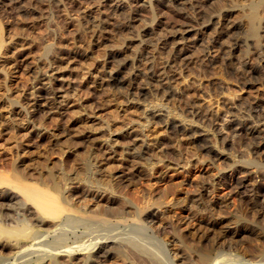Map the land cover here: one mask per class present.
Here are the masks:
<instances>
[{"label": "bare ground", "instance_id": "bare-ground-1", "mask_svg": "<svg viewBox=\"0 0 264 264\" xmlns=\"http://www.w3.org/2000/svg\"><path fill=\"white\" fill-rule=\"evenodd\" d=\"M86 1L0 0L1 5L14 4L10 6L16 14L29 17L39 8L38 4H52L58 9L68 3L70 10L79 12L77 22L85 18L88 29L97 39V42L92 40L86 44L44 42L41 44L43 56L33 57L27 63L21 56L25 39L8 36L0 21V86L3 88L0 107H7L0 115V124L2 126L8 120L16 121L17 125L24 122L19 125L22 126V137L29 130L36 131L39 136V131L46 128L44 118L50 112L61 111L63 96H75L80 88L66 83L67 87L62 89V85L52 84L53 73L69 67L79 69L68 73L72 78H77L85 69L91 75V81L87 80L93 88L106 87L109 94L114 93L111 95L115 99L123 98L124 108H113V112L116 111L112 118L117 120L122 114L126 117L135 109L139 114L127 116L125 120L121 118L123 122H117L119 125L114 128L108 115L110 119L105 116L98 130L94 124L95 132L85 133L80 129L70 135L67 133V139L72 141L70 146L73 143L75 149L82 148L81 152L85 148L83 154L80 152L83 156L79 155L81 162L73 161L68 165L64 148H61L57 163L50 160L51 164L39 165L34 173L26 167L20 169L18 163L22 160L18 158L5 163L6 156L2 154L5 161L0 157V264H175L172 257H179L181 251H186L194 264H218L215 256H211L212 241L208 242L210 245L206 244L208 240L199 242L211 233L224 238L228 235L238 241L240 253L236 252V256L241 261L238 264H264V1L98 0L100 4L94 5L95 10L83 6L82 2ZM231 13H234L232 18ZM212 25L214 37L211 43L202 42L200 35ZM137 38L141 41L140 48H132L135 51L128 53L130 41ZM197 40L201 41L198 62L202 64L203 61L210 64L219 54L217 51L223 52L227 68L224 66V69L234 79L216 77L214 82L217 88L229 90L224 96L230 104L227 107L214 103L217 98L213 101L210 94L208 97L201 93L199 86L194 85V77L193 80L185 78L184 71L191 63L190 55L195 52L188 54L187 42ZM92 51L96 55L92 56ZM97 55L102 56L101 60H95ZM20 68L27 73L28 82L21 88H11L10 75ZM59 89L63 90L61 95ZM169 97L174 98L175 105L174 100L169 102ZM11 105L15 106L10 108ZM69 125L64 127L62 124L61 128H64L60 131L66 133ZM241 132L249 137V149L241 154L227 153L224 144L230 139L228 144L232 145L233 137ZM182 138L187 139L188 148L182 147ZM118 143L121 144L119 160L141 162L147 175L158 169L159 177L173 166L186 167L204 159H210L211 163L220 158L228 159L231 173L229 176L222 174L221 178L230 187L229 192L238 195L240 212L233 210L229 218L222 214L220 204L216 208L214 201L208 202L201 195L200 203L206 200L199 208L203 217L192 220V215H187L188 227L186 233L182 232L173 224L175 219H172L169 207L184 210L200 204L198 200L180 184L176 188L178 192L168 199H163L168 195L163 194L159 200L151 196L135 202V198L125 195L122 177L115 183L116 172L110 171L108 164L112 160L108 159L113 157L111 154L120 148H115ZM79 183L85 184V191L80 190ZM93 190L105 194L99 197ZM243 191L246 194L243 195ZM221 199L220 203L227 204L226 194L221 195ZM156 204L168 208L163 209L157 228L152 229L156 213L150 206ZM246 216L257 220L259 225L249 227ZM170 228L177 234L176 243L165 234ZM147 229L150 233L145 234ZM111 249L117 256L113 263L106 261ZM219 251L215 255L221 263Z\"/></svg>", "mask_w": 264, "mask_h": 264}, {"label": "rangeland", "instance_id": "rangeland-1", "mask_svg": "<svg viewBox=\"0 0 264 264\" xmlns=\"http://www.w3.org/2000/svg\"><path fill=\"white\" fill-rule=\"evenodd\" d=\"M233 1L237 2L238 0H233ZM242 1L243 0H239L238 3L242 2ZM82 4H83V6L85 4V5H87V7H90L92 10H95V6L97 4L99 5L100 2L98 0H89V1L87 0L86 2H82ZM10 5H14V4H9V5H6V4L5 5H3V4L1 5L0 4V21L5 26V30L7 31V32L5 31V33H7L8 36L13 35V36H16V37H20L22 40L25 39L24 44H26V46L22 47L23 49H21V53H22L21 56H22V58L24 57L23 59H25L24 61L27 62V63L31 62V60H33L34 58L38 57L39 55L43 56L44 52L43 53L41 52V46L44 44V42H47V41L56 42L57 44H61V43L62 44L65 43L66 44V43H69V42H82L83 44H86L88 41L92 42V40H93V42H97L96 41L97 39L95 38V36L92 35L91 31L88 29V24L86 23V19L85 18L83 19V17H82L80 19L81 22L78 23L77 22L78 21L77 17H79V16H76V15H78L79 12H77V11L74 12V9L70 10L68 8V3H66L65 6H61L62 8L60 7L58 9L55 8V6L52 5V4H50V5L47 4L46 6L43 5V4H41V5L38 4L39 5V6L37 5L39 7L38 9L39 10L41 9V10L39 11L38 9L37 10L34 9V11L31 13L33 16L31 15L30 17L27 16V15H20L19 13L16 14V12H14L13 8H11L13 6H10ZM37 6L36 5L35 6L32 5V7H34V8H36ZM225 6H228V4H226ZM10 9H12V10H10ZM43 9H45V10H43ZM62 9L65 10V12ZM66 10H67V12H66ZM68 13L69 14L71 13L72 15L71 14L69 15ZM233 15H234V13H231L230 17L232 18ZM75 16H76V18H74ZM35 17H37V18H35ZM160 19H162V18H160ZM162 21H163V19H162ZM213 26L214 25H212V27H208L206 30H204L202 32V35H200V36H202V39H203L202 42L211 43V40L214 37V33H213V30H212ZM193 34H191L189 36L191 37ZM76 38H77V40H76ZM26 39H27L28 42L26 41ZM80 39H81V41H80ZM137 39H134V40L130 41L131 42L130 43V48H129L130 50H127L128 53L134 52L135 50H133V49L137 50L138 48H140V42L141 41H140V39H138V40ZM200 42L201 41H199V40L194 41L193 43L192 42H187V44L189 43L188 44V49H189L188 54H193L192 53L193 50L195 52H194V55H190L191 58L189 57L191 59V63L188 64V66L186 67V69L184 71V75L186 76L185 78H190V80H193L192 78L194 77V85L197 86V87L199 86V89H200L201 93H203L205 95L210 94V98L213 99V101H215L216 98H217V100L214 103H217V105H220V103H222L220 105V107L221 106L222 107L223 106L227 107L230 104L224 99L225 98L224 96L229 93V90H226L224 88L223 89L217 88V85L214 82V78H216V77H222L223 79L224 78L225 79L228 78V80L230 81V78L232 77L231 81H233L234 77H233V75H231V73L228 72V70L225 71V69H224L225 63H224V60H223L224 57L222 55L223 52H221V51H219V52L217 51V53H219V54L216 53L217 55H216V58L214 60L215 63H214V61H212L210 64L207 62L209 64V66L204 61H203V64H202L201 61L198 62V60H200L198 58V49L200 48L199 47L200 46ZM263 42H264V38H263ZM66 45H68V44H66ZM92 52L95 53V54L92 53V56L96 55V52H94V51H92ZM99 52L101 53V51H99ZM25 54H26V56H25ZM100 55H97V57L95 58L96 61L101 60L100 58H102V56H100ZM156 59L158 60V59H160V57L158 55H156ZM193 60H194V62H193ZM89 61H90V59H89ZM89 61L87 60V62H89ZM158 61H160V60H158ZM204 63L206 64V67H204L205 66ZM75 68H71V67H69L67 69L62 68V69H59L58 71H55L53 73L52 84L54 86L58 87L59 85H62V89H65L67 87L66 83L67 84L69 83L72 86H75V84H76L80 88L77 90V93L75 94V96H77V97H75L74 95H72V96L71 95L63 96L64 100L62 101L63 105L61 106V109H60L61 111H59V112H50V114H48L46 116V118H44L45 127H46L45 129L47 131L45 129H42L41 131H39V136H37L35 134L36 131L33 130L34 131L33 132L32 130H29L30 132H28V134H26V135H24V137H22L21 133H20V132H22V130H20V128H22V126H19V125L23 124L24 122L19 123L17 125L16 121L8 120V121H5V123H3L2 126L0 124V128H1V132H0V151H3V152H0L1 153L0 157L3 158V156L4 157L6 156L5 157L6 161L3 158L5 163H7V162L9 163L10 160H11V162H13V160L16 161V159L18 158V159L22 160L21 161L22 164H21V162L18 163L20 165V169L22 167L23 168L26 167L25 169H29V171L32 170V172L36 173L37 172L36 170H38L40 166L43 167L47 163L51 164V163H53V161H55V163H57L56 159H57V157L60 156L58 154H60L59 152L61 151V148L62 149L64 148L63 149L64 150L63 155L66 157V161H67L68 165L71 164L73 161L81 162V160H80L81 157L80 156L84 153V149L85 148L81 152L82 148L75 149V147H73V143H71L72 145L70 146L69 143H70L71 140L67 139L68 138V136L66 135L67 133H68V135H70L71 133H73V132H75L77 130H80V129H81V131L84 130L83 132H85V133L95 132L94 124H95L96 128L98 127L97 128V130H98L100 128L99 125H101L103 123L105 118L106 119L107 118L108 119H110V118L112 119V120L110 119V121L113 122L111 127L114 128V127H117L119 124H121V122H123V120H125L124 118H126L127 116L135 117V116H137L139 114V110L135 109V111L131 110V112H130V109H133V108H130L129 111H128L130 113H128L129 115H127L126 117H124V115L122 114V116L117 118V120L112 118L113 114L116 111L115 110L113 112L114 109H116L119 106H122V108H124L126 103L123 101V98L122 99H120V98H116L115 99L114 96L111 95V94H114V93H110L109 94V92H108L109 89L106 88V87H103L104 89H102L101 87H100L101 89L100 88L97 89L96 87L93 88L92 87L93 86L92 83L89 82V81H91V79H90L91 75H90L89 72H86L87 70H85V69L82 70V72L80 73L81 75L79 74L77 76V78H76V76H74L72 78V76L71 75L69 76L68 73L70 74L71 72H77L79 70L78 68H76L78 70H75ZM225 68H226V66H225ZM82 73H83V75H82ZM60 74H62V75H60ZM188 74H190V75H188ZM10 77H11L10 78L11 81L9 80V83L11 82V84H12L11 88H15L16 87L15 89H17L19 86L21 88L23 83L26 84L28 82V80H26L27 77H28L27 73L23 69L21 71V68L18 71H14L13 73H11ZM196 81L198 83H195ZM199 83H200L201 86L199 85ZM79 84H80V86H79ZM84 84H86V85L88 84V85L86 86ZM203 86L205 87L206 91L203 90L204 89ZM213 86L216 87V88H214ZM62 89H59V95L62 94V92H63ZM83 89H86V90L88 89V90L86 91V90H83ZM90 89H91V91H90ZM105 90H107V91H105ZM79 91L80 92L84 91V92L79 94ZM218 92H219V94H218ZM1 93H3V88L0 86V96L3 95ZM21 96L22 95L20 94V97ZM207 96L209 97V95H207ZM23 97H24V95H23ZM60 98H58V99H60ZM65 99H66V101H65ZM220 99L222 101H220ZM172 100H174V98L173 97L172 98L169 97V102H171V103L174 102L173 104L175 105V100L173 102H172ZM109 101H110V103H109ZM117 101H119V102H117ZM223 103H224V105H223ZM83 104H84V107H83ZM12 106H15V105H11L9 107L12 108ZM6 108L7 107H2V108L0 107V115H2L3 113L6 112V110H7ZM96 113H98L99 116ZM95 114H96L97 118L94 116ZM108 115H109L110 118L108 117ZM99 117L100 118L101 117H103V118L105 117V118L104 119L103 118L100 119ZM0 119H1V117H0ZM83 120L86 121V122H84ZM100 120H101V123H100ZM14 122H15V124H14ZM117 122L119 123L118 125H117ZM87 123L89 124V126L87 125ZM62 124L64 125V127H66V125L70 124L69 125L70 130L68 128L66 133H65V131H60L62 128H64V127L61 128ZM90 124H91V126L93 125L92 128L90 127ZM11 125H13V128L11 127ZM72 126H73V128H71ZM12 129H13V131H12ZM54 131L57 132L58 134H60L59 132H61V136L58 135V134L56 135V133ZM13 132H15V133H13ZM17 132L20 133V134L18 135ZM52 134L55 135V136H53ZM243 135H244V133L241 132L240 134H238L235 137H233V142L234 143L232 145L228 144L229 141H230V139H228V141H227L228 143H225L226 145L224 144V146H223L226 149L227 153L228 152L230 153L232 151L231 153L241 154V153L244 152L245 149H249V147H247V146L250 145L249 144L250 143L249 137H247L246 134L244 136ZM15 140L16 141L18 140V141L16 142ZM181 141L183 142L182 147L183 148L184 147L188 148L189 144L187 143L188 142L187 139L186 138H182ZM16 144H18V145L16 146ZM47 144H49V145H47ZM227 145H229L230 148L227 147ZM49 146H51V147H49ZM17 147H19V148H17ZM117 147H120V148L115 150V152H114L115 154L114 153L111 154V156L113 155L114 158L110 157L108 159L109 161L112 159L108 163V164H110L109 166L111 168V170L110 169L109 170L112 171V172H116L117 177L114 178L115 179L114 181H116L115 183H118L120 178L122 177V192L125 195H127L128 197H131V199L135 198V199H133L134 201L137 199V201L139 202V199L141 201V198H143V197L146 198V197H151V196H152L151 197L152 199L159 200V199H161L160 195H163V194L164 195L168 194L163 199L171 198L170 196H173L174 193L178 192L177 191L178 189L176 190V188H177V186L179 187V184H180V186L183 188V190L185 189L186 192L194 195L195 200H198L197 203H200V199L202 198L200 196L203 195L204 199L207 198L206 200L208 202L214 201V204H215L216 208H217V206H219L218 204H220L221 209L223 210L222 214L226 215L227 217L229 216V218L233 215V213H234L233 210L237 209V213L240 212V209H239V206H240L239 203L240 202H238L239 201L238 200V195L236 193L234 194L233 192H229V188L230 187L221 178L222 174H225L226 176H229L230 175L229 173H231V168L227 164L228 162H226V161H229L228 159L220 158V159H216L212 163H211L210 159H207V160L204 159L202 161H197V162L193 161V164H191L190 166H186V167H182V166H179V165L173 166V167L165 169L164 170L165 173H163L162 176L159 177V175H158L159 173L157 172L158 169H155L154 172H152L151 175H147V174H144V173H146V171H145L144 165L141 164V162H139V161L131 162L130 160L127 161V160H124V159L119 160L120 159L119 158V156H120L119 152L121 151V144L118 143L115 148H117ZM10 148H11V150H9ZM239 150L240 151L242 150V151L240 152ZM10 151H13V152L11 153ZM77 152H79V153H77ZM245 152H246V150H245ZM13 153H17V154H15L13 156ZM75 153H77L78 155L75 154ZM2 154H3V156H2ZM66 154H67V156H66ZM48 156H49V158H47ZM33 158L35 159V162L37 164L34 162ZM72 158H74V159H72ZM36 159L39 160L40 162L36 161ZM41 160L42 161L44 160L45 162L43 161L44 163H42ZM218 160H219V162H218ZM117 163H118V165H117ZM29 164L30 165L34 164L36 167L34 165H33L34 167L32 165L30 166ZM131 164H133V165H131ZM220 167H222V169H220ZM223 167H224V169H223ZM34 168H35V170L33 171ZM126 179H128V180H126ZM209 179H211V181H209ZM220 180L222 181V183H221ZM79 185L81 186V187H79L80 190L81 189L83 191L86 190V186H84L85 185L84 183L83 184L79 183ZM96 191H94L95 192L94 194L96 196L102 197L105 194V192L98 191V190H96ZM202 191H203V193H202ZM242 193H243V195L246 194L245 191H243ZM223 194L224 195L226 194V197H227L226 203L227 204H224L225 202H221L220 203V201L222 200L221 199V195H223ZM156 197H157V199H156ZM208 199H210V200H208ZM206 200H204V201H206ZM204 201H202V202H204ZM202 202L200 204H198V205H194V206H192L190 208H187L188 210L187 209L180 210L177 207L176 208L175 207H169L171 209L170 214L172 216V219L173 220L175 219L173 221V224L177 225L181 229L182 232L186 233V230H187V227H188L187 226L188 224H187L186 216L190 214V215H192V220L201 219L203 217V215H202V212L200 211L201 209H199V208L203 206ZM241 204H242V202H241ZM158 205L156 204V205H153V206L151 205L150 206L151 210L153 211V209H154V213H156L154 220H152V224H151L152 225V229L153 228H157V225L159 223V218L163 214V209L164 208H168V207H166L164 205L160 206V207ZM237 205H239V206H237ZM249 216L251 218L250 213H249ZM249 216H246V217H248L247 218V220H248L247 222H249V224L247 223V225L249 227H257L259 225L257 220H256V222L253 221L252 219L250 220ZM187 218H188V216H187ZM168 232H170V233H168ZM168 232H165V234L167 233L168 235L167 234L166 235L169 236V238H174V242L175 243L178 242V241H175V238H176L175 236H177V234L175 235L174 229L172 230L170 228V229H168ZM148 233H150V231L147 229L145 234H148ZM214 236L216 238H212ZM214 236H213V233L208 234L204 239L200 240L199 242H201V243L205 242L206 243V241L208 240L206 244H209L208 242H210V241L213 242L214 241L213 244H212V242H210L211 245H212V251H213V252H211V256L212 257L215 256L214 258L217 260L218 264H238L239 262H241L236 256V254H237L236 252L240 253L239 251H237V249L239 247L237 240L233 241V239H231L230 236L227 235L225 237L229 240V242H228V240L226 238L221 237V236L219 237V235L216 234V233H214ZM188 240L190 241L191 239H188ZM216 240H217V242H216ZM235 241L237 243H235ZM199 242H195V243H198V245H199L200 244ZM227 242H228L229 245L227 244ZM248 243H249V241H248ZM170 244H171L170 241L166 242V245L168 247L170 246ZM216 245H217V247H216ZM218 250H220L219 253L221 254L219 257L222 258L221 263L218 260L219 258L216 257V255L218 254V252H217ZM108 251L109 252H107L108 254H107V257H106L107 258L106 261H110L111 263H113L114 261H116L117 256L113 252L112 249L108 250ZM181 252H180V256H182L183 253H184V252H182V253ZM214 252H216V253H214ZM184 254L185 255H183L182 257H180V256L179 257L178 256L172 257V259H174L173 261H175V264H180V263L181 264H194L193 258H191L189 256V254H187L186 251H185Z\"/></svg>", "mask_w": 264, "mask_h": 264}]
</instances>
